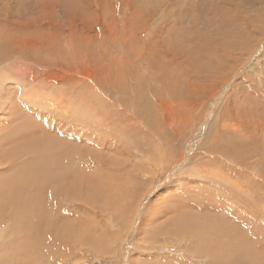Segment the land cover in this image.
Masks as SVG:
<instances>
[{
	"label": "rangeland",
	"instance_id": "374dc122",
	"mask_svg": "<svg viewBox=\"0 0 264 264\" xmlns=\"http://www.w3.org/2000/svg\"><path fill=\"white\" fill-rule=\"evenodd\" d=\"M0 182V264H256L264 0H0Z\"/></svg>",
	"mask_w": 264,
	"mask_h": 264
},
{
	"label": "bare ground",
	"instance_id": "6f19581e",
	"mask_svg": "<svg viewBox=\"0 0 264 264\" xmlns=\"http://www.w3.org/2000/svg\"><path fill=\"white\" fill-rule=\"evenodd\" d=\"M220 11V10H219ZM24 132H26L25 134H24V136H25V138H27V139H29V135L28 134H32L33 132H34V127H31L30 125H24L22 128H21ZM21 130L19 129V133H21L20 132ZM10 133V132H9ZM23 133V132H22ZM38 135V134H37ZM10 136L11 137H13V138H15V136L14 135H12V132L10 133ZM9 138V137H8ZM19 138V137H18ZM83 142V141H82ZM52 143V142H51ZM11 144H12V142H11ZM38 145V144H37ZM88 147V146H87ZM92 149V148H91ZM60 155V154H59ZM3 160V159H2ZM46 161V160H45ZM104 161V160H103ZM55 163V162H54ZM30 164V163H29ZM65 166V163H63V162H61V164L59 163V165H58V168H56V166H51L52 168H54L55 170H54V173L55 172H57L58 170H60V172L61 171H64V169L65 168H63ZM79 167H81V166H79ZM82 167H84V166H82ZM38 168V166H36V165H27V166H24V168H22V170L19 172L20 174H19V176L20 177H18V180H19V182H24V181H27L28 180V182H29V184L30 183H32V185H34V184H36L37 186H39L40 185V183H42V184H44L45 183V180H44V178L43 177H40L42 174H41V171L39 170V169H37ZM51 168V169H52ZM94 169V172H93V176L94 177H92V179H90L91 181H92V183H94L95 181H98V179H99V181L103 178V177H100V174H99V171H100V169H102V168H100V167H94L93 168ZM85 170V169H84ZM29 172V173H26L27 175L25 176L23 173L24 172ZM77 170H73V171H71V172H69V174L68 175H66L67 177L68 176H70V178H67V177H63L62 175V177H63V179H65V181H66V186H67V189H69V187H70V183H72V185H74L75 183H74V181L72 182V179L73 180H77L76 179V175L74 176V174H75V172H76ZM67 172V171H66ZM82 173V172H81ZM85 175V174H84ZM88 176H90L89 174H87ZM60 176V177H61ZM54 177V176H53ZM97 178V179H96ZM49 179V178H48ZM48 179H47V181H48ZM87 179H89V177L87 178ZM62 180V179H61ZM10 181V180H9ZM87 181H89V180H87ZM91 181H90V183H91ZM62 182L64 183V180H62ZM62 183V184H63ZM69 185V186H68ZM93 185V184H92ZM0 186H2V184H1V182H0ZM35 186V185H34ZM61 187V186H60ZM73 188H74V186H72ZM29 189L26 191V193H27V195L29 196V200L32 198V201L33 202H35V206L37 207V209L39 210V215H40V217L42 216V212L44 211V209L46 210L47 208H46V206H43V201H41V196L39 195V194H34V188L31 186V187H28ZM66 188V187H65ZM71 188V187H70ZM9 189H11V188H9ZM96 189V188H95ZM11 190H13V189H11ZM1 191V190H0ZM76 191H77V189H76ZM92 191V190H91ZM2 198V197H1ZM4 198H6V200H8V201H10L11 200V198H8V196H4ZM8 198V199H7ZM27 201V200H26ZM33 204V203H32ZM29 206V205H28ZM53 206V205H52ZM16 208H19V207H16ZM21 208H23V207H21ZM33 209V208H32ZM50 209V208H49ZM34 210V209H33ZM50 211V210H49ZM48 212V211H47ZM30 220V219H29ZM40 223V222H39ZM15 224V223H14ZM43 225V224H42ZM14 226L15 225H13V229H14ZM45 227V226H44ZM12 228V227H11ZM25 238H27L28 236H24ZM23 237V239H25ZM245 238H247V237H245ZM27 239H29V238H27ZM243 239V238H242ZM21 240V239H20ZM247 240V239H246ZM23 241V240H22ZM21 241V242H22ZM235 241H238V239L237 240H235ZM240 241H242V242H244V240H240ZM27 243V242H26ZM28 244H30V243H28ZM252 244V243H251ZM255 244V243H254ZM25 245V244H24ZM31 245V244H30ZM239 245H240V243H239ZM256 245V244H255ZM256 246H258V245H256ZM17 247H18V245H17ZM223 247V246H222ZM235 248V247H234ZM219 249V248H218ZM258 249H260V248H258ZM217 250V249H216ZM218 251V250H217ZM247 252V251H246ZM248 252H250V251H248ZM247 252V253H248ZM12 253V252H11ZM228 253V252H227ZM255 253V252H254ZM257 253V252H256ZM255 253V254H256ZM262 253V252H261ZM10 254V253H9ZM8 254V255H9ZM191 254V253H190ZM233 254V253H232ZM231 254V255H232ZM249 255H250V253H248ZM254 254V255H255ZM263 255H264V253H262ZM208 255L210 256V257H215V256H217V255H215V256H211V254H209L208 253ZM207 255V256H208ZM254 255H252L251 257L253 258H256L257 260H253V261H256V264H264V257L263 256H261V257H258V256H254ZM259 255V254H258ZM223 256H224V254H223ZM222 256V257H223ZM228 256V255H227ZM230 256V255H229ZM239 256V255H238ZM225 257H226V255H225ZM225 257H223L224 259H226ZM10 258V257H9ZM217 258V257H216ZM222 258V259H223ZM228 258V257H227ZM229 258H232V257H229ZM228 258V261L230 260V261H232L231 259H229ZM13 259V258H12ZM223 259V260H224ZM212 260H216V261H219V258H218V260L217 259H212ZM233 260H234V258H233ZM215 262V261H214ZM225 262V261H224ZM221 263H222V260H221ZM220 263V264H221ZM229 263V262H228ZM232 263V262H231ZM10 264V263H9Z\"/></svg>",
	"mask_w": 264,
	"mask_h": 264
}]
</instances>
